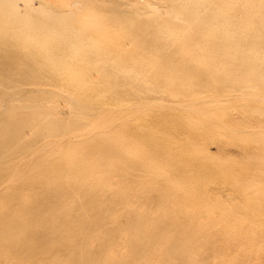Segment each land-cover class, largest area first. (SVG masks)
<instances>
[{
	"label": "bare ground",
	"instance_id": "1",
	"mask_svg": "<svg viewBox=\"0 0 264 264\" xmlns=\"http://www.w3.org/2000/svg\"><path fill=\"white\" fill-rule=\"evenodd\" d=\"M21 1L26 5L23 10L20 8ZM31 1L33 0H0V82L9 80L11 76L7 77L6 74L10 73L17 76H21V73L28 74L33 79L45 76L47 80L67 83L69 89L74 91V94L69 95L75 104L85 98H95L91 100H95L96 105H101L99 113H102L103 118L105 113L106 120L112 118L116 127L106 135H99L94 140L96 146L79 147L80 150L88 151V154L83 156V166L75 167L73 176L77 182L83 181V185L94 184L93 180H88L94 176L97 179L108 176L106 181L104 177L96 180L95 184L100 187L108 186L107 192L113 197L112 200L125 210L124 218L128 226L120 229L112 225L113 227L108 228V233L106 230V237L102 227L95 226L97 229L92 230L89 225L87 227L90 230L86 232V227H80L78 216L67 217L71 202L61 205L57 201L56 209L43 204L44 208L36 206L41 191L36 190V182H25L11 195L10 189L0 192V260L5 257L9 261L6 255L15 250L11 255L15 257V252L18 251L19 259L26 260L25 264H59L60 259L54 257L67 250L70 254H76L72 256V261L70 259L74 264H162L159 257L164 255L158 254H164L166 248L169 252H187L191 247H199L201 238L198 236V229L186 228V220H181L184 211H191L195 225L202 223V213L208 216L210 227L211 223L216 225L219 221L227 224L218 233L223 244L213 250L214 258L226 251H238V248L248 244L250 241L246 236L247 230L242 229L247 224L242 216L246 217L248 211L257 217L263 215L260 214V201L264 202V198L260 200V176L252 180H241L238 189L245 190L242 194L238 189L234 190L239 198L247 202L242 213L239 210H236L237 213L230 209L227 211L221 203L209 204L211 199H207L199 176L208 169L204 161L212 160V157L207 153V141L199 140L201 131L181 126L179 134L168 135L152 126L161 116L149 115L146 109L153 111L154 100L159 99L153 96H159L171 99L170 105H166L164 99H159L164 109L191 108L194 112H206L218 107L221 102H228L227 99L232 94H242L245 89L254 100L262 102L264 0H170L171 3L164 11L166 17L147 12L142 14L150 16L144 19L142 16L134 17L127 14L126 10L124 12V6L123 11L113 10V17L101 20H95L94 17L92 22L82 19V15L78 14L82 10H74L65 1L56 0L55 4H51L48 0H38L39 7H35ZM83 3L80 4L83 6ZM98 5L97 3L96 8L102 7L103 3ZM95 73L97 77L93 79L92 74ZM218 93L221 95L217 96ZM15 97L17 95L11 96L3 106L5 114H8L5 125L14 124V137L22 139L25 137L23 126L27 121L37 128H43L44 123L38 112L30 111L27 114L22 109L17 110L14 105L17 99ZM12 98L15 99L14 102L10 101ZM133 102H138V105H128ZM122 106L126 110L119 113ZM132 109H144L143 116L140 117L142 120L138 119L134 129L129 122L134 117ZM108 113L114 114L108 117ZM0 125L3 128V123ZM112 125L111 123L110 126ZM244 133L248 136L247 131ZM255 135L242 140L251 138L257 145L255 150L260 152V134L254 137ZM246 148L249 154L248 143ZM77 163V160L71 159L66 165L71 169ZM21 165L17 167L18 172H15L18 176L25 168ZM114 165H117L116 169H110ZM99 166L106 171L108 168L109 172L98 171L96 174ZM243 169L248 176L250 169ZM52 172L56 179L60 178L56 170ZM48 177L47 174L40 173L37 176L38 183L48 185L51 183ZM26 186L28 187L25 189ZM51 192L52 187H48L44 193L49 195ZM249 198L255 199L256 203L249 201ZM138 204L141 210L144 208L148 212L141 213L137 209ZM156 206L164 210L172 209L177 215H173L165 224L167 210L164 215L161 213L156 218L155 215L158 214L152 211ZM31 209L32 212L35 210L31 216L34 220L26 222L25 217L30 214ZM217 209L220 210L219 215H216ZM252 219L248 221L252 223L251 227L256 226L258 221L260 225V219ZM151 220L164 223L166 226L160 233L173 234L170 236L173 238L161 243L160 238L147 227ZM44 224H49L50 229L43 230L36 237L30 236L33 229ZM152 230L154 232L155 226ZM65 232H71L73 236L68 235H71V240L66 238ZM101 232L103 239L97 250L101 254L105 251L108 258L90 256L96 237ZM207 232H210V228L205 229L204 233ZM121 234L136 236L133 239L127 238L123 244L124 249L135 255L133 258L119 256L120 243L116 241L120 240ZM230 234L233 236L227 239ZM68 239L69 243L66 242ZM112 239L115 240L111 241ZM75 252H80L81 255L78 257ZM52 253L56 255L50 262L45 255ZM32 254L44 257L37 260L36 257H31ZM169 256V253H165L164 258L170 260L172 256ZM143 257L148 263H141ZM163 261L166 262L165 259Z\"/></svg>",
	"mask_w": 264,
	"mask_h": 264
},
{
	"label": "rangeland",
	"instance_id": "2",
	"mask_svg": "<svg viewBox=\"0 0 264 264\" xmlns=\"http://www.w3.org/2000/svg\"><path fill=\"white\" fill-rule=\"evenodd\" d=\"M48 1L51 2V4L56 3V0H48ZM62 1H65L64 3L65 4L67 3V5L74 8V10L81 9L82 13H78V14L80 16L82 15L83 17L82 19L85 18L84 20L88 22H92L94 21V19L101 20L103 18L106 19L109 17H113V13H115L114 11L116 10L123 11L124 6H125L124 12L126 10L127 14H130L134 17H136V15L138 18H141L142 16V19L146 18L147 16L149 17L150 15H146L145 17V15L142 14V13L146 14V12L147 14L148 13L154 14L159 17L160 16L166 17L164 11L171 3L170 0H92V1L85 0L84 3L81 2L83 0L81 1L61 0V2ZM78 1L80 3H83V6L80 3H78ZM90 2H92V4L93 2H96V4L94 3L95 5L93 4L94 5L93 6L92 4H89ZM30 3H33V5L35 4L34 5L35 7H39L38 0H33ZM97 3L99 5L100 3L101 4L103 3L102 5L103 9H100L102 7L96 8ZM84 4H86V6ZM74 6L75 7L77 6V8H75ZM25 7H26L25 2L21 1L20 2L21 10H23ZM81 10H79L78 12H80ZM99 10L101 12H99ZM156 11H158L157 14H155ZM98 12L100 15L98 14ZM95 14H97V17ZM93 74H92V78L96 79L97 74L96 73L95 75ZM6 76L7 77L11 76V77L7 81L0 82V84L3 86V87L0 86V108H3L0 109L3 110L2 112L0 111L1 114L0 124L3 123V128H1L2 125H0V192L5 189H10L9 195H11V193L13 194L15 189L18 188V186L20 185L22 186L25 182L26 183L32 182V184L33 182H36V186L35 185L34 186L37 189L36 188L35 189L38 190V192L41 191L42 193V194L40 193V198H39L40 200L37 201L39 204L36 202V206H40L41 204H43L44 206L49 205L50 209L51 208L56 209V206L58 204L57 203L55 204V202L57 201L58 202L60 201L61 205L71 202L69 204L70 207L67 210L68 213L67 217L69 216L70 218H72L74 216L75 217L78 216L80 219L79 221L81 222L80 227L81 226H83L84 228L86 227L85 228L86 232L90 230V228H88L90 226L92 230L97 229L98 227H102V231L104 230L103 235L104 237H106L105 233L106 230L108 233V228L116 226V228L121 229L122 227L128 226L124 218L125 210L122 209V206H118L112 200L113 197L110 196L109 192H107V190L109 189L107 188L108 186L106 187L104 185L106 187L105 188L102 185L100 187V185L95 184L96 180L102 179L104 177H105L104 180L106 181L107 180L106 178L108 176L104 174L105 175L104 177L100 176L98 177V179L97 176L88 179V180H93L94 184L91 185H87V184L83 185V181H78L79 182L78 183L73 176L75 173V167L78 166L82 167L84 164L83 156L84 155L86 156V154H88L87 153L88 151L80 150L79 147L82 145L84 147L96 146L94 145L95 144L94 140L99 135L103 133L104 135H106L109 130H113L116 127V125L113 123L112 118L110 120H106L105 113H104V118L102 117V113H99L101 105L99 104L96 105L94 102L95 100H91L95 98H91V99L85 98L84 100L82 99L80 103L75 104L71 96L69 95V94H74L73 93L74 91L69 89L68 84L65 82H61V81L54 82L51 81L50 79L47 80L45 76L41 79L39 78L33 79V77H31L30 75L22 74V73L21 76L20 74L17 76V75H13L12 73H10L9 75L6 74ZM243 94H247V95L244 96ZM261 94H262L261 96H264V90L261 91ZM2 95L6 97L4 96L2 97ZM15 95H17V97H15L17 99H16V104L14 105L16 106L15 108H17V110L22 109L25 113L27 112L30 113V111L38 112L39 117L43 119V123H44L43 128L42 126L41 128H37V126L35 127V125L31 124L30 121H27L26 123L24 122L25 125L23 127H24L25 137L22 139H16V137H14V131L16 128L14 124L5 125L6 120H8L7 119L8 114H5L6 112L4 111L5 109L3 106L5 103L9 102L8 99L11 96H15ZM220 95L221 93L217 94V96ZM237 95H242V96L238 97ZM153 97L164 99L166 105H170L171 103V99L168 97H159V96H153ZM250 97L251 96L248 95V92L245 89L243 90L242 94L241 93L239 94V92L236 94H232L231 97H228L230 98L227 99L228 102L225 103L221 102L218 107L208 109L210 111H206V112H194L191 108H175V110L164 109L162 108L161 106L162 102L159 99L154 100L155 108L152 109L153 111H149V109H146L147 110L146 113H148L149 115L155 114L161 116L158 122L156 123L153 122L152 126L156 129H160L164 131L168 135L172 133L179 134L181 126L183 127L187 126V128L194 127L201 131L200 133H202V135L199 137V140L207 141L206 144V148H208L207 153L212 157V160L208 159L204 161L208 169L204 174H201L199 176L200 180L203 183V188L207 193V197H208L207 199L208 200L211 199V201H209L208 203L214 205L221 203L225 205L227 211L228 209H230L231 211L233 210L234 212H236V210H239V213L240 212L242 213L245 205H247L246 204L247 202L239 198L237 192H234V190H237L239 188L240 186L239 182L241 180L244 179L252 180L256 176L257 177L260 176L258 177L260 179L259 181L260 183L258 184L260 185V197L262 196L260 200L264 198V145H262L264 143V100H262L261 102L254 100L252 97L251 98ZM96 99H99V97L96 96ZM14 100L15 99L12 98V100L10 101L14 102ZM135 104L138 105V102L135 103L133 102L128 105L134 106ZM120 108L118 110L119 113L121 111L126 110V107L122 106ZM132 110H134L133 115L135 119L134 117H132L129 120V122L131 124V128L134 129L133 126L137 124L138 119L139 121L142 120L140 117L143 116L142 110L144 109L141 110L136 109V111L135 109ZM112 114L114 113H108L107 115L109 117ZM129 115L132 116L131 113H129ZM22 121H24L23 118ZM111 123L113 124L112 126H110ZM244 131L248 132V136L245 135ZM254 134H256L254 137L260 134V152L258 150H255L257 145L254 143V141H252L251 138H247L244 141L242 140L244 137H251ZM246 142L248 143L249 146L248 148L249 154L246 151L247 149ZM189 147L191 151L192 147L190 144ZM256 153L258 154V156L256 155ZM71 159L77 160L78 163L73 168L70 169V167L68 168V165L66 164L70 162ZM95 160H97V157ZM21 164L25 166V168L23 169V173L18 176L15 174V172L16 170L18 172L19 168L17 167L20 166ZM116 167L117 165H114V167L110 169L115 170ZM245 167L250 169L249 174H247L248 176H246V174L244 173L245 169L243 168ZM54 170H56L57 173H59L60 176L59 179H56L54 175H52L53 174L52 171ZM98 171L107 172V173L109 172L108 168L106 171V169L101 166H99L98 169L96 170V174L98 173ZM40 173L47 174L49 176L48 179H50L49 182L51 183H49L46 186H42L41 184H39L37 180V176H39ZM77 179L80 178L77 177ZM111 181L115 183L113 179ZM236 185H238V187ZM27 187L28 186H26L25 189ZM48 187H52V192L49 194L50 196L44 193ZM238 191H241L239 193L242 194L245 190L238 189ZM151 195L152 196L154 195L153 192L151 193ZM257 196L258 195H256V197ZM248 200L252 201L253 198L252 199L249 198ZM253 202L256 203V200L254 199ZM260 202H261L260 205L262 204L260 214L261 213L263 214L260 217L254 216L253 213L249 211L246 217L240 215L243 217L245 223L247 224L246 226L244 225L243 227L242 226L241 227L242 229L247 230L246 236L248 238V242L249 241L250 242L238 248V251H234L231 253L229 251H226L223 252L221 255H219L218 258H214L215 254H212L214 253L213 250L220 248L223 244L222 243L223 240L218 236V233L221 232L224 228H226L225 225L227 224H223L222 221L217 220L219 221V223H217L216 225H213L211 223L212 226L210 227V224H208L209 223L208 216L202 213L200 218L202 223L195 225L192 220L191 211H184L183 215H181L182 216L181 220H186V224H184V226L187 225L186 228L191 227L194 229L196 228L195 230L198 229L197 230L198 236H200L201 238V239L199 238L200 240L198 246L202 249H200L199 247H193V248L191 247L189 250H187V252L174 250L172 252L170 251L171 252L170 253L168 251L169 249L166 248L167 250L164 249V254L160 253L158 255L159 256L164 255L165 257V253L167 254L169 253V255L172 256V257L169 256L171 257V259L168 260L163 256L159 257V259L161 258L162 264H170V263L187 264V262L188 264H226V263L227 264H264V202L262 201ZM44 206L41 205L40 207L44 208ZM140 207L141 206H139L138 204L137 209L140 210L141 213L146 214V212H148L144 208L143 210H141L142 208ZM156 207L155 209H152L154 213L159 215V216L155 215L156 218L160 217V215L162 214L164 215L165 210H167ZM34 211L35 210L33 209V212ZM33 212L31 209L29 211L30 214L26 217L24 216L26 222L30 221L31 219L34 220V217H31ZM216 212H217L216 215L220 214V210L217 209ZM0 213H1V207H0ZM50 213L52 212L50 211ZM90 213L92 216L90 215ZM167 214L169 218L167 217V219L164 220L165 224L168 223L169 221L168 219H171V217L173 218V215L174 217H176L177 215L172 209L167 210ZM98 215H101L102 217ZM252 217L256 219L254 221L260 219V225H258L259 224L258 221L256 226L251 227L252 223H249L248 221L253 220ZM85 218L88 220H85ZM153 222H155L156 225ZM158 222L156 220L149 221L151 225L155 226L154 232L152 230V228L154 229V226L147 224L148 225L147 227H150L152 233H154V235L160 238L161 243L172 239L173 237L171 238L170 236H172L173 234L166 235L163 233L164 234L163 235L160 233L161 230L165 228L166 225H164V223L160 224ZM96 224H98L99 226ZM48 225L45 226L44 224L39 228L37 227L33 229L34 230L33 232L35 233L32 232L33 234L31 233L30 236L36 237L39 234H41L43 230L47 231L48 229H50V225L49 227ZM95 226H97V228ZM209 228H210V232L204 233L205 229H209ZM67 233L68 232H65L64 235H66ZM69 234H71V232H69ZM69 234H67L66 238L69 237V239L71 240L72 234L68 236ZM103 235L101 232V234H98V237L99 236L100 237L99 238L96 237L97 244L96 243L94 244V247L91 252L92 254H90L91 257L108 258L109 255L106 254L105 251H104L105 254L104 255L97 250L99 243L103 239L102 238ZM232 236L233 235L230 234L227 239H229ZM129 237L133 239V237L136 236H133V234L132 236L130 234H121L120 240L117 239L116 241L117 243H120L119 244L120 246H118L120 249L119 256L126 259L133 258L135 256L134 254H132L131 251L124 249L123 247L124 241ZM69 239L66 241L67 243L70 242ZM114 240L115 239H112L111 241ZM104 242H105V238H104ZM64 244L66 243L64 242ZM14 251L15 250H13L12 252L10 251L11 253L9 252V255H6V257H9V261H6L4 257L2 260H0V264H4V263L25 264L26 260L24 261L21 260V258L19 259L18 257L19 255L17 253L18 251L15 252V257L11 255ZM70 253L71 252L67 250L66 251L63 250L62 252L57 254L58 256H55L56 254L52 253L53 255L46 254L45 257L50 262L54 258L58 257L56 259H60L59 264H67L66 262H68L69 264L71 263L70 259L72 261L73 257L76 256V254L74 255L73 253L72 254ZM80 255H81L80 252L77 253L78 257ZM31 257L32 258L36 257V259L38 260L44 256L32 254ZM68 257L69 260H67ZM164 259L166 262L163 261ZM141 260H142L141 263H148L146 262L144 257Z\"/></svg>",
	"mask_w": 264,
	"mask_h": 264
}]
</instances>
